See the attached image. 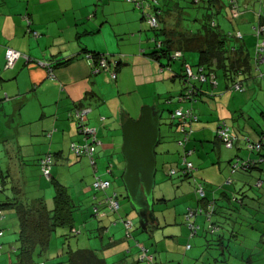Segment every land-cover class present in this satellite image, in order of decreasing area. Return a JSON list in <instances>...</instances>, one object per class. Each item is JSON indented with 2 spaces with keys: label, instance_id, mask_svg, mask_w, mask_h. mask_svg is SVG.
I'll use <instances>...</instances> for the list:
<instances>
[{
  "label": "crops",
  "instance_id": "0c3cea01",
  "mask_svg": "<svg viewBox=\"0 0 264 264\" xmlns=\"http://www.w3.org/2000/svg\"><path fill=\"white\" fill-rule=\"evenodd\" d=\"M236 1L240 14L233 17L230 0L227 3L220 0L222 18L217 24L229 36L228 44L237 45L240 53L248 59L246 65L242 64L246 68V73L241 77L244 90H230L228 81L218 76L216 85L197 82L198 91L194 92L197 100L191 102L178 99L183 91V82L179 86L173 82L166 85L167 80L160 78L159 83L151 85L157 81L161 66L146 55L151 50L148 49L151 42L143 32L141 14L131 2L0 0V160L6 164L5 171L0 169V181L3 180L2 176H6V188L0 191V202L18 199L25 204L41 202L48 208L53 206V184L41 174L39 165V159L49 151L53 154L51 179L65 185L78 206L75 220L80 223L79 228H74L79 229L80 233H77L79 236L74 235L78 237L75 245L70 243L71 237L62 240L56 236L53 250L49 246L43 254L35 255L36 263L42 259L46 264L60 263L59 260L66 257L69 246L72 249H94L106 264H145L138 260L135 246L137 240L142 238L135 236V232L132 233L135 242L134 238L125 237L119 210L102 218H95L91 214L94 203L91 187L93 167L86 156H77L69 149L71 141L80 142L83 138L77 129L73 111L82 106L90 107L83 120L96 127L101 144L96 146L95 154L105 158V169L100 172L98 160L94 156L97 172L111 179L110 192L116 190L114 187L111 189L113 183H122L118 173H122L125 163L118 153L117 144L121 129L119 116L124 108L118 97L128 80H132L131 72L135 73L136 86L141 85V74L146 67L156 79L144 78L143 81L150 83L151 89L149 94L142 92L144 97H141V103L148 102L147 99L152 95L158 98L153 103L161 102L160 84L176 93L168 98V103L193 107L196 118L186 123L192 133L185 145L191 150L187 158L195 167L192 174L203 182L206 196L231 202L229 195L245 186L248 177L242 175L234 178L232 184L219 187L229 175L232 158L257 157L246 150L245 142L246 138L257 139L264 127V52L263 59L256 62L257 38L252 33L260 6L258 0ZM177 16L166 14L164 25L177 23ZM33 31L37 35H33ZM236 31L243 34V39L233 35ZM151 41L154 44L152 38ZM7 47L26 54L33 61L27 62L20 57L12 67H4ZM87 52L109 55L115 63L114 82L108 80L105 72L92 71L85 55ZM193 52V55L186 57L184 54V57L195 64L199 53ZM175 66L179 72L181 62L177 61ZM172 77V81H176ZM220 121H225L237 135L235 147L226 148L216 135L215 130ZM166 125L164 132L160 128L159 148L156 150V157L159 154L161 158V171L157 169L155 174L154 219L149 220L145 229L150 242L145 244L143 240L140 241L154 254L156 264H197V259L193 257L196 253L194 250L195 247L202 248L204 242L198 240L192 245L191 237L194 235L189 234L184 213L187 207L196 206L199 199L194 192L192 178L186 177L182 171V147L177 141L183 138L184 133L179 129V121L171 119ZM174 163L181 169L168 176L164 169L174 166ZM107 167H110V174H107ZM178 200L183 202V207H178ZM156 204H166L167 210L158 208ZM4 214L0 226L5 229V233L8 231L12 235L2 237L0 264H10L17 258L20 227L13 208L8 207ZM196 219L199 222L198 217ZM50 253L53 255L50 256ZM257 259L259 264H264V250H261V257Z\"/></svg>",
  "mask_w": 264,
  "mask_h": 264
},
{
  "label": "trees",
  "instance_id": "16d2710c",
  "mask_svg": "<svg viewBox=\"0 0 264 264\" xmlns=\"http://www.w3.org/2000/svg\"><path fill=\"white\" fill-rule=\"evenodd\" d=\"M142 1L145 5L144 7L147 8L149 12L151 11L156 16L157 19L156 26H150L146 21L153 32L152 39L154 42V46L151 48L149 52H146V55H148V57L160 63L161 66L160 71H164V69H167L169 72L171 71V73L174 74L172 76L182 78L184 87H183V91L178 95V99L179 96H182L186 93L187 89H190V91L193 92L192 100L190 101L195 102L197 99L195 98L194 92L198 91V87L196 86V83L197 82L209 83L211 85H216L218 76H221L228 81L229 84L227 86L230 90L237 91L234 90L233 85L235 82L238 81H240L242 84L241 77H243V74L246 73L245 70L246 68L242 67V64L244 63L246 65L245 62L248 59L246 56L244 57L240 53L239 51L240 48H238L237 45L228 44L229 36L227 35V33L222 31L220 26L217 24L218 21L217 16L219 14L221 15L220 0H163V1L142 0ZM258 2L260 9H263L261 6V0H258ZM188 4H190V6H188ZM163 5L164 6L167 5V7L164 8ZM135 8H137L138 10L140 9L141 17L142 19H145L142 13L144 8L136 7V6ZM188 8H192L194 10L193 14L196 17L194 15H191V13L187 10ZM168 13L178 15L175 19V21L177 20V23L175 22L171 26L164 25V16ZM185 16H188L191 18V20L200 23V27H196V30H191L192 27L190 25L188 24L183 25V23H185L184 22ZM258 21L259 19L257 20V22ZM262 22L264 23L263 20ZM181 28L184 30V32L181 30ZM252 33L254 35L253 27H252ZM176 49L181 50V56H177V57L172 56L173 52ZM186 51H190V52L198 51L199 53L198 62L195 64L188 62L184 57ZM89 53H91L93 57H97L99 54H102L98 52H89ZM177 61L181 62V67L179 72L174 70L173 68L174 65L173 63ZM187 64L192 66L195 72H197L199 67H202L203 68L202 71L208 75L207 80L201 81L199 79L186 78L185 70ZM211 74L216 79V83H213L210 80ZM172 76L171 78H173ZM172 118L177 119L179 121L180 124L179 129H180V127L183 126V123L179 120V118L175 116H172ZM220 122L218 123V125H220ZM226 126L228 125L226 124ZM184 127L186 128L187 131L189 130V133L187 135H183L185 147L182 148L180 163L182 165V171L184 175L186 177L190 176L192 178L194 185V192L196 193L199 199L198 204L195 207H187L185 213L189 208H197V207L203 208L202 212H198L193 217V224L195 225L194 232L189 228L187 222L184 221L189 230L190 235L195 236L196 234H198V231L203 226H205L204 234L207 241L205 244L211 245V242H213V244H215V246L219 250V253L222 256L216 258L215 260L213 258L214 262L212 263L210 262L208 264H259L258 259H255L254 258L255 256H253V254H261V250H264V127L262 128V132L257 139L246 138V142H245L246 150H248L250 153H255L257 157L249 158V157L235 156L229 162V175L225 180V182L219 184V187L222 188L224 186H228L227 184H232L234 178H239L242 175L247 176L248 178L245 182L246 183L245 186L241 187L238 190H234L229 195V199L231 202H227V203L226 200H222L219 197L208 198L206 196V191H205L206 188L203 182L197 179L192 174L195 167L193 162L189 160L187 157L186 160L192 162L193 169L191 171L185 170L186 165L183 162L182 155L184 154L185 149L191 152V150L188 149L185 144L189 138V135L192 133V129L190 127H187L186 124L184 125ZM217 127L215 130L216 135H217ZM228 129L229 132L232 134V138H233L231 147L226 146L222 139H220V141L226 148L230 149L235 147L238 137L230 129L229 126ZM81 136L83 137L82 134ZM258 143H259V147L256 146V144ZM69 149H70V145H69ZM236 160H238L239 165L233 166ZM52 161H53V154H52ZM108 168L110 167H107V169ZM170 169H175V171L171 173L169 172ZM180 169L181 168H179V165L174 163V166L171 167L169 166L167 170L164 169V171L168 176H172L175 173H177ZM93 172L94 175L91 182V187L94 191V203L92 204L91 214L95 218H102L111 212H117L120 209V202L118 199V192L109 191V188L111 187L112 184L111 179L101 176L97 172V166L93 167ZM109 172L111 173V170ZM109 172H107V174ZM96 176H100L110 181V185L109 188H107V190L101 191L94 189L93 181ZM2 178L3 180L0 181V191L6 188L5 187L6 176H2ZM46 179L51 181L54 189L53 206L51 208H48L45 204H42L41 202L35 205L25 204L24 202L21 201L19 202L18 199L0 202V222L5 217L4 210L10 207L15 210L16 217L18 219L19 227H20L17 238L19 245L18 247H16V250H18L16 254L17 258L14 262H11L10 264H46L43 259L42 261L36 263L34 256L39 253L43 254L47 250V248H49V244L52 240V233L54 231H57V228L60 227L65 230V232L61 234L64 237V239L67 238L69 239L73 235L80 233L79 229L75 230L76 228H74L75 212L78 206L74 202L72 196L70 195L68 188L65 185L57 182L56 180L51 179V177ZM200 187L203 190V194L199 192ZM228 190H231V188H228ZM223 191H225V189ZM247 191L248 193L251 192V194L246 193ZM112 193L116 194V198L119 202V208L114 211H107L104 215L101 216L96 215L94 212V206L98 203H101L105 195ZM225 193L228 194L227 192ZM247 199L254 200L258 204L260 203L257 211L251 212L249 210V208L252 206L248 203L249 201L245 202ZM162 200L166 201L165 199ZM208 204L211 205V209L207 207ZM238 204L241 206V209H237ZM234 211L236 212L233 213ZM235 214H237L236 217L234 216ZM197 215H203L204 217L203 220L206 224L203 225V223L201 224L198 221H196ZM256 216H259V218L257 219ZM124 218H128V217L120 216V220ZM254 221H256V223H254ZM258 225L260 227H257ZM124 229H125V237L134 238L132 235L133 221H132L131 229H128L127 231L125 226ZM260 229H261V233H259L258 236H255L254 234L250 233L251 230H260ZM0 230L2 231V233L0 234V246H1V239L5 235V229L0 226ZM208 235H210L209 239L207 238ZM140 240H137L136 242V246L139 249L138 260L147 264L146 260L140 258L141 248L137 244V243H142V241ZM247 240H252V241L247 242ZM235 241H241L244 244V246H241L239 249L241 253V254L239 253V258H241V260L235 261L236 263L233 262L230 263L229 257H233V253L230 251V249L232 248V246H234L232 242ZM143 245L148 248V246H146L145 244ZM187 246L190 247V244H188ZM254 246H257L258 250L251 252L250 250H252L251 248ZM242 247L244 248V251L242 250L243 249ZM13 250H15L14 247ZM148 252L153 254L152 252H150L149 248H148ZM66 254H67L65 255L66 257L60 259L59 261L60 264H63L62 260L68 262V264H106L104 258H102L94 249H87V248L72 249L68 246L66 249ZM258 257H261V255H257V258ZM153 264H156L155 257Z\"/></svg>",
  "mask_w": 264,
  "mask_h": 264
},
{
  "label": "built area",
  "instance_id": "2783aa9c",
  "mask_svg": "<svg viewBox=\"0 0 264 264\" xmlns=\"http://www.w3.org/2000/svg\"><path fill=\"white\" fill-rule=\"evenodd\" d=\"M131 1L136 7H143L144 10L142 11L143 17L146 19L148 24L150 26H156L157 25V19L156 16L147 8H145L144 3L142 0H128ZM232 5V15L233 17H237L240 14L239 7L237 5L236 0H230ZM261 6L263 9H260L257 12V16L259 21L253 26V32L256 36V44H255V61L259 62L263 59V52H264V23L261 22V17H264V0H261ZM33 35H37L36 31H33ZM233 35L236 38L241 39L243 37V34L240 31H236L233 33ZM86 56L91 64L92 70L94 72L103 71L108 74V78L110 80H114L116 78V70H115V63L110 60V57L108 54H99L97 57H93L91 53H86ZM173 57L181 56V50L176 49L173 54ZM20 57L25 58L27 62L33 61L32 58L28 57L26 54H23L22 52L12 48L7 47L5 50V64L4 67L10 68L14 65L17 59ZM202 67H199L197 72L193 70V67L189 64L186 65L185 75L188 79H199L201 81H206L208 78V75L205 74L202 71ZM210 80L213 83H216V79L211 74ZM234 90L242 91L244 88L240 81L235 82L233 85ZM192 91L190 89L186 90V93L182 96H179V100L186 101L192 100ZM194 96V95H193ZM90 111V107H79L76 108L73 112L74 118L77 122V127L79 130V133L83 135V141H72L70 143V150L73 152V154L77 156H87L90 160V163L93 167L96 166L95 160H94V152L96 145L101 144V141L97 137L96 127L90 126L86 124L83 120V116L86 115ZM183 123V126L180 127L181 131L184 133V135H187L189 133V130L187 131L184 125L186 123L191 122L193 119L196 118V115L193 112L192 107H179L174 112L173 115ZM217 135L220 139H222L226 146L231 147L232 145V134L229 132L228 126H226L225 121H221L220 125L217 127ZM178 144L181 147L184 146V138L179 139ZM252 146V145H250ZM257 147H259V143L256 144ZM190 153L189 150L185 149L183 156V162L186 165V171H191L193 169V164L190 161L186 160L187 155ZM39 164L41 167L42 175L46 178L51 177V167H52V153L47 152L45 155H43L40 160ZM238 160H236L233 164V166H237ZM107 171H110V168L107 169ZM175 169H170L169 172L173 173ZM110 181L108 179L102 178L100 176H96L93 181V187L96 190L105 191L107 188H109ZM199 192L203 194V190L200 187ZM211 209V205L208 204V206ZM119 208V202L116 198V194H107L104 196L103 201L101 203H98L94 206V212L96 215H104L107 211H114ZM209 209V212H210ZM202 207L197 208H189L187 212L184 215V220L189 225V228L194 232L195 225L193 224V217L198 213L202 212ZM124 226L126 227L127 231L128 229H131L132 227V220L128 218L122 219ZM2 231L0 230V234ZM139 247L141 248L140 258L146 260L147 264H153L154 257L153 254L148 252V248L145 247L142 243H137Z\"/></svg>",
  "mask_w": 264,
  "mask_h": 264
},
{
  "label": "rangeland",
  "instance_id": "374dc122",
  "mask_svg": "<svg viewBox=\"0 0 264 264\" xmlns=\"http://www.w3.org/2000/svg\"><path fill=\"white\" fill-rule=\"evenodd\" d=\"M160 1H163V0H160ZM222 1H223V3H227L228 0H222ZM188 6H190V4H188ZM136 10L141 14L140 9L139 10L136 9ZM187 10L191 13V15H194L193 14L194 13V10L192 8H188ZM221 18L222 17L219 14L217 16V20H220ZM141 21L144 24V30H143V32H145L148 35V39L151 42V44L148 46V49L149 48H152L154 46V44L151 41V38L153 36V32L150 29V26L147 24V22H146L145 19H143ZM184 22L192 27L191 30H196V27H200V23H198L197 21L191 20V18L188 17V16H185L184 17ZM139 32L142 33L141 31H139ZM143 39L146 40L145 37H143ZM193 53L194 52L186 51L185 52V55H186V57H188V55H193ZM194 58H196V55H194ZM156 63L158 64V62H156ZM173 64H174L173 65L174 70H177V67L175 66L177 64V62H175ZM156 70L159 71L160 70V67H159V70L156 67ZM130 74L132 75V80H128V84H126L124 86V89L122 88V91H121V93L119 94V97H118V101L121 102V106H123V108L126 109V111L129 113V115L131 117L137 118L138 115H139L140 108H141L142 105H150V104H153V102L155 100L156 101L158 100V98H155V95H152L151 98H148V99H151V100H148L146 98L148 102H143V103L140 102L141 101V97H144L142 92L149 94L150 89H151L150 83H147V82L143 81L144 78L149 77L150 80H154L155 77L151 75V70L146 67V69H143L142 74H141V81H142L141 82V85L136 86V82L134 80V78H135V75L134 74L135 73L134 72H131ZM172 74L173 73L170 72V76H169V71L167 69H164V72L163 73H160V71H159V73L157 74V76H158L157 81L152 82L151 85L159 83L160 82V78H161L163 80H167L166 85L172 84V82H173L175 86H179L181 84V82H182V78L175 77L176 81H172V79H171ZM219 79H220V77H219ZM112 82H114V81H112ZM158 87H159V93H161L162 99L159 100L161 102H156V103H157V105H158L159 108L163 109V113H162V117H161L160 128H161V131L164 132V129L167 127L166 124H168L171 121V119L174 120L172 118V115H173L172 112H174L177 109L176 106L179 107L182 104L181 103H179V104L178 103H172L171 104V102L168 103L167 102L168 98L170 96L176 95V93L173 92V91L170 92V89L169 90L166 89L164 85L158 84ZM132 102L135 103L136 106L133 107ZM166 103H168V104H166ZM183 105H185V104H183ZM184 107H186V106H184ZM121 144H122V131L120 129V131H119V143L117 144L118 145L117 148L119 149L118 150V153L120 154V156H121ZM158 148H159V145L156 146V150ZM94 156L98 160L97 161L98 162V168H99V171L101 172L103 169H105V165H104V159L105 158L103 156H101V154H97V153L96 154L94 153ZM156 158H157V167H158L157 169H158V171H161V168H160V165H159L160 164V161H161V158H160L159 154H157V157ZM0 166L2 168H4V169L0 168L1 170H4V171L6 170V164H5V162H1V160H0ZM158 174H159V172H158ZM110 177L113 178L112 175H110ZM118 179H120L121 182H122V173L121 172L118 173ZM226 179H227V177L225 178V180ZM113 187H114V189H116L115 191L118 192V199H119V202H120V209H119L118 212L120 214H122V217L123 216H125V217L127 216L128 219H131L133 221V229H132V231H133V233L135 232V234H136V235L135 234L134 235L135 236H139L140 238H142L141 240H143V242L145 244L149 243L150 241H149V238H148V235H147V231H145V229L142 228V226H141V224L139 222V217H138L136 211L132 208V206H131V204H130L127 196H126V191H125V187H124L123 183H120V185H117V184L113 183L111 189H113ZM72 191L74 193V190H72ZM208 192H209V190H208ZM247 193H248V191H247ZM208 195L211 196L210 193ZM252 201H253V203H252ZM178 202H179L178 207H183L184 206L183 205V202L181 200H178ZM245 202H248L252 206V207L249 208V210L251 212L252 211H257L258 206L260 205V203L258 204L256 201L251 200V199H247ZM165 205L166 204L157 205V207L158 208H163V209L167 210V207L168 206L166 207ZM194 206H195V204H194ZM237 209H241V206L239 204L237 205ZM235 212L236 211H234L233 213H235ZM234 216L236 217L237 214H235ZM196 217H198V220H199L200 223H203V225L206 224L204 222V220H203L204 219L203 215H197ZM256 218L258 219L259 216H256ZM243 219H245V218H243ZM79 223L80 222L78 220L77 221L75 220V223H74L75 227H78L79 228ZM254 223H256V221H254ZM257 227H260V226L258 225ZM204 229H205V226H203L198 231V234H196L194 237H191L192 238L191 239L192 245H194V243L196 244L198 240H202L204 242V245L202 246V248H196L195 247V250L192 249V251L194 250L196 252L193 255V257L195 259H197L196 260L197 261V264H208L210 262L212 263V262H214V260L216 258L222 257L221 254L219 253V250L217 249V247L215 246V244H213V242H211V245L205 244L207 241H206V238H205V234H204L205 231H204ZM254 229H255V227H254ZM63 232H65V230L63 228H60L59 227V228H57V231H54L52 233V240H51V242L49 244L50 250H53V248H54L53 245H55V237L56 236H58L59 239L61 238L62 240H64V237L61 235ZM250 233L254 234L255 236H258L259 233H261V229L260 230H251ZM5 235H12V233L6 231ZM77 236H79V234H77ZM156 236H159V235H156ZM209 237H210V235H208L207 238L209 239ZM76 238H78V237H76L74 235L70 238V241H71L70 243H72L73 246L75 245ZM254 239H257V238H254ZM80 240H82V239H80ZM1 241H4V240L1 239ZM250 241H252V240H247V242H250ZM134 242H135V240H134ZM162 242H164V241H162ZM232 244L234 246H232V248L230 249V251L233 253V257H229V262L230 263L231 262L236 263L235 261H238V258H239V253H240L239 249H240L241 246H244V244L241 241H235V242H232ZM59 245L61 247L62 242ZM258 245H260V244H258ZM135 246H136V244H135ZM257 246L252 247L251 248L252 250H250V251L251 252L252 251H257L258 250ZM136 248L138 249L137 246H136ZM235 248H236V250H235ZM242 250L244 251V248ZM192 251L190 250V252H192ZM189 254H191V253H189ZM47 255H49V253ZM51 255H53V254L50 253V256ZM257 255H261V254H253V256H255L254 257L255 259H257ZM60 256H63V255H61V253H60ZM12 257H13V255H12ZM213 258H214V260H213ZM62 261H63L62 262L63 264H68V262H66L64 260H62ZM58 264H60V263H58Z\"/></svg>",
  "mask_w": 264,
  "mask_h": 264
},
{
  "label": "water",
  "instance_id": "95a60500",
  "mask_svg": "<svg viewBox=\"0 0 264 264\" xmlns=\"http://www.w3.org/2000/svg\"><path fill=\"white\" fill-rule=\"evenodd\" d=\"M163 109L156 103L142 105L137 118L122 110L121 155L124 160L122 182L126 196L136 211L143 229L154 219V185L157 170L156 146L160 140Z\"/></svg>",
  "mask_w": 264,
  "mask_h": 264
},
{
  "label": "clouds",
  "instance_id": "9594fccd",
  "mask_svg": "<svg viewBox=\"0 0 264 264\" xmlns=\"http://www.w3.org/2000/svg\"><path fill=\"white\" fill-rule=\"evenodd\" d=\"M87 53H89V52H87ZM102 54H107V53H102ZM85 55H86V53H85ZM87 57V56H86ZM88 59V58H87ZM91 69H92V67H91ZM93 71V70H92ZM94 72V71H93ZM99 72H103V71H99ZM97 73V72H96ZM106 73V72H105ZM107 74V73H106ZM107 78H108V74H107ZM108 80L109 81H112V80H110L109 78H108ZM181 107V106H180ZM179 108V107H178ZM218 136V135H217ZM219 138V137H218ZM220 139V138H219Z\"/></svg>",
  "mask_w": 264,
  "mask_h": 264
}]
</instances>
